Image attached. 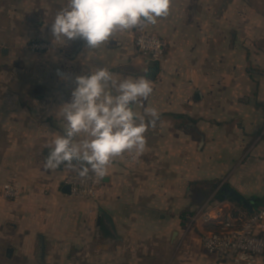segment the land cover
Returning <instances> with one entry per match:
<instances>
[{
  "label": "crops",
  "instance_id": "obj_1",
  "mask_svg": "<svg viewBox=\"0 0 264 264\" xmlns=\"http://www.w3.org/2000/svg\"><path fill=\"white\" fill-rule=\"evenodd\" d=\"M66 3L0 0V264H214L201 239L218 226L203 214H252L228 189L253 212L264 203V0H171L167 17L141 26L166 41L167 63L139 53L140 27L92 50L55 41ZM31 40L52 49L31 51ZM99 66L148 78L153 93L135 110L160 118L145 151L116 158L81 200L64 191L73 169L44 161L75 77Z\"/></svg>",
  "mask_w": 264,
  "mask_h": 264
},
{
  "label": "clouds",
  "instance_id": "obj_2",
  "mask_svg": "<svg viewBox=\"0 0 264 264\" xmlns=\"http://www.w3.org/2000/svg\"><path fill=\"white\" fill-rule=\"evenodd\" d=\"M171 0H67L51 23L55 41L82 39L89 49L109 42L117 32L155 25L167 17ZM71 101L59 107L63 134L56 135L44 161V168L61 165L86 176L91 171L103 179L110 164L125 153L146 149L149 126L155 127L160 114L154 107L135 110L153 93L145 76L116 78L107 67H96L74 79ZM146 117L148 118L146 120Z\"/></svg>",
  "mask_w": 264,
  "mask_h": 264
},
{
  "label": "built area",
  "instance_id": "obj_3",
  "mask_svg": "<svg viewBox=\"0 0 264 264\" xmlns=\"http://www.w3.org/2000/svg\"><path fill=\"white\" fill-rule=\"evenodd\" d=\"M135 44L139 53L153 62L167 63L169 56L165 40L152 34L144 27L137 30ZM28 48L37 52L51 51L47 41L32 40ZM70 185V195L76 199L92 200L96 197L102 185V179L97 178L91 171L86 176L79 175L78 170L71 171L65 179ZM3 195L7 198L17 197L13 184L3 187ZM206 223H215L217 230L204 233L202 245L205 250L215 256L214 264H259L264 256V203L252 214L240 210L219 213L212 217L204 213ZM197 221V216L195 220Z\"/></svg>",
  "mask_w": 264,
  "mask_h": 264
},
{
  "label": "water",
  "instance_id": "obj_4",
  "mask_svg": "<svg viewBox=\"0 0 264 264\" xmlns=\"http://www.w3.org/2000/svg\"><path fill=\"white\" fill-rule=\"evenodd\" d=\"M64 191L66 193H70V185L67 184L64 188ZM224 197L225 198L229 197L234 201L242 202L253 213V203L243 195L239 194L236 190L234 189L226 190V195Z\"/></svg>",
  "mask_w": 264,
  "mask_h": 264
},
{
  "label": "rangeland",
  "instance_id": "obj_5",
  "mask_svg": "<svg viewBox=\"0 0 264 264\" xmlns=\"http://www.w3.org/2000/svg\"><path fill=\"white\" fill-rule=\"evenodd\" d=\"M31 41H32V40H31ZM31 41H29L28 44H29ZM35 41H42V40H35ZM28 44H27V45H28ZM31 51H32V50H31ZM34 52H37V51H34Z\"/></svg>",
  "mask_w": 264,
  "mask_h": 264
},
{
  "label": "trees",
  "instance_id": "obj_6",
  "mask_svg": "<svg viewBox=\"0 0 264 264\" xmlns=\"http://www.w3.org/2000/svg\"><path fill=\"white\" fill-rule=\"evenodd\" d=\"M243 209L248 210V208L245 205H243Z\"/></svg>",
  "mask_w": 264,
  "mask_h": 264
}]
</instances>
